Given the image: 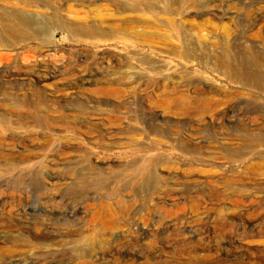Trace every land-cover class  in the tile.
<instances>
[{"label":"rangeland","instance_id":"rangeland-1","mask_svg":"<svg viewBox=\"0 0 264 264\" xmlns=\"http://www.w3.org/2000/svg\"><path fill=\"white\" fill-rule=\"evenodd\" d=\"M65 2L108 34L0 45L52 102L0 106V264H264V0Z\"/></svg>","mask_w":264,"mask_h":264},{"label":"bare ground","instance_id":"bare-ground-1","mask_svg":"<svg viewBox=\"0 0 264 264\" xmlns=\"http://www.w3.org/2000/svg\"><path fill=\"white\" fill-rule=\"evenodd\" d=\"M59 1L65 2V0H59ZM68 1L69 0H67L65 3L67 4ZM77 1L81 5L86 4V3L89 5H93V4H96L100 0H77ZM110 1H112L113 6L117 10L124 9V7H122V5H120L118 3V0H110ZM23 3L26 5L33 6L35 8H43V9L52 10V13H51L52 19L49 21H46L45 23L42 24L39 20H37L33 17H30L28 15H25L24 11L22 12L20 10H18V11L17 10H0V45H4V46L7 45L11 48L13 47L14 49H17V47L19 45H21V43H29L31 41H39L46 48H51L53 45V42H54L53 36L55 35V32L58 29L59 30L61 29L62 31L66 32L70 36H77L79 34H83V36H86V37H94L97 35L108 34V33L104 32L105 30L99 31L95 27H93L92 25L90 27L87 25L81 26L80 24L74 25V24L68 23L67 21H65L64 17L61 15L62 12L65 10L63 8V5L61 3H58L60 6H57L56 4H53V0L52 1H45V2L37 1V0H25V1H23ZM129 8L130 7H128L127 9H129ZM144 8L146 10H154L156 7L154 5H148L146 7V5H145ZM130 10L138 13V12H140L141 7L137 4V5L132 6ZM179 10H180V7L178 5L171 9V11H173V12H178ZM97 27L99 28V26H97ZM47 68L51 69V67H47ZM57 72H58L57 70H54V71L50 70V72L48 73V75L46 77L39 79V80L37 79L36 81H38L39 83L49 82V80L52 79L57 74ZM91 81L94 82L95 79H92ZM79 88H84V87L79 86ZM7 90L8 89H6L5 91L1 90V92L3 91L5 96L3 97V99L0 98L1 99L0 100V106L1 105L4 107L9 106V107H11V109H12V107L14 109L15 108L18 109L21 107H23V108L29 107V108L36 109V108H38L37 106H39V108H43L45 106L48 107V105L52 104V102H50L49 100L47 101L41 97H38L37 101L34 103L31 102L30 100L24 98V97L23 98H14L13 93L8 92ZM102 90H104V89H102ZM105 92H107L106 89L104 92L101 91V93H105Z\"/></svg>","mask_w":264,"mask_h":264}]
</instances>
